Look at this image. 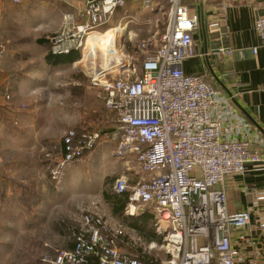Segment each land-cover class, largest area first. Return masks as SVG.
Wrapping results in <instances>:
<instances>
[{
    "label": "built area",
    "instance_id": "1",
    "mask_svg": "<svg viewBox=\"0 0 264 264\" xmlns=\"http://www.w3.org/2000/svg\"><path fill=\"white\" fill-rule=\"evenodd\" d=\"M229 7L222 2L215 10L225 13ZM128 9L166 10L167 28L159 42L139 45L141 61L122 54L121 62L92 71L91 86L113 115L114 129L82 136L68 132L50 176L60 184L70 164L110 139L115 157L135 160L134 167L124 163L114 192L128 195L127 215L150 212L165 241V257L149 263L124 255L108 236V224L88 213L73 248L51 264H264V192L245 185L242 192L253 206L231 212L223 188L228 177H243L249 165L263 167L264 152L243 138L248 126L221 92L202 75L184 71L185 62L198 57L196 0H85L84 12L64 15L61 32L48 38L51 53L82 54L90 34L111 25L120 11L123 22L134 18ZM218 30L216 22L209 26L210 33ZM256 30L264 47V15ZM5 50L0 44V60ZM220 53L230 54L223 47Z\"/></svg>",
    "mask_w": 264,
    "mask_h": 264
},
{
    "label": "rangeland",
    "instance_id": "2",
    "mask_svg": "<svg viewBox=\"0 0 264 264\" xmlns=\"http://www.w3.org/2000/svg\"><path fill=\"white\" fill-rule=\"evenodd\" d=\"M29 1L19 5L21 1L9 0V6L5 0L0 19V44L6 48L0 60V264H51L75 245L88 213L108 224V236L124 255L165 257V241L156 233L149 211L134 217L127 215V206L117 211L114 183L125 170L124 163L134 167L135 160L115 157L116 144L110 139L70 164L60 184L52 181L50 172L68 132L104 134L115 124L101 93L90 83L92 71L102 67L99 57L92 55L77 66L48 65L45 56L50 48L35 44V38L46 40L60 33L63 18L57 24L42 20L36 26L38 21L30 20L34 8ZM127 16L134 18L123 22L120 11L100 31L127 27L118 40L121 54L141 61L139 45L160 41L168 25L167 12L128 9ZM42 28L48 32L36 35ZM150 49L155 50V44ZM130 175L134 177V172Z\"/></svg>",
    "mask_w": 264,
    "mask_h": 264
},
{
    "label": "crops",
    "instance_id": "3",
    "mask_svg": "<svg viewBox=\"0 0 264 264\" xmlns=\"http://www.w3.org/2000/svg\"><path fill=\"white\" fill-rule=\"evenodd\" d=\"M20 1L19 5L26 4V0ZM222 2L230 4L225 13L215 10ZM28 4L33 5L30 20L34 18V24L38 21L36 26L42 24V20H50L49 26L57 24L64 15L79 16L85 9V0H30ZM5 6V0H0V19L5 15ZM196 11L201 21V28L195 34L198 57L185 62L184 71L202 75L221 92L228 106L248 126L243 138L264 152V47L256 30L257 20L264 15V0H196ZM213 22L218 24L219 30L210 33L209 26ZM43 31L44 28L38 30L36 35L48 32ZM2 33L3 29H0V36ZM41 40L43 38H35V44L49 46ZM221 47L230 54L215 53ZM257 48L255 54L254 49ZM222 110L225 107L220 108V113ZM245 185H255L264 192V166L249 165L243 177L226 179L223 188L228 194L231 212L253 206L252 198L242 192ZM255 217L258 214H254Z\"/></svg>",
    "mask_w": 264,
    "mask_h": 264
},
{
    "label": "bare ground",
    "instance_id": "4",
    "mask_svg": "<svg viewBox=\"0 0 264 264\" xmlns=\"http://www.w3.org/2000/svg\"><path fill=\"white\" fill-rule=\"evenodd\" d=\"M127 27L112 28V30L102 33L100 30L93 31L87 41L86 47L82 52V60H79L75 66L86 61H90L93 56H98L101 61V66L104 68L112 67L115 63L122 61L121 46L118 45V40L127 31ZM102 49L103 52H99ZM101 50V51H102ZM135 214V213H134Z\"/></svg>",
    "mask_w": 264,
    "mask_h": 264
},
{
    "label": "trees",
    "instance_id": "5",
    "mask_svg": "<svg viewBox=\"0 0 264 264\" xmlns=\"http://www.w3.org/2000/svg\"><path fill=\"white\" fill-rule=\"evenodd\" d=\"M40 42L41 43H49V41L47 39L41 40ZM80 54H81L80 52L75 51V52H72L71 54H68V55H53L50 51L48 53V55H46V63L50 66L74 64V63L79 61ZM114 200L116 201L118 212L123 211V209L127 206L126 204H128V202H129L127 194H125V195H117L116 194V197H114ZM146 219H147V217H146ZM144 220H145V218H144ZM142 258H141L142 260L147 261L149 263L154 261V259H146L145 257H142Z\"/></svg>",
    "mask_w": 264,
    "mask_h": 264
},
{
    "label": "water",
    "instance_id": "6",
    "mask_svg": "<svg viewBox=\"0 0 264 264\" xmlns=\"http://www.w3.org/2000/svg\"><path fill=\"white\" fill-rule=\"evenodd\" d=\"M215 53H218V50H216Z\"/></svg>",
    "mask_w": 264,
    "mask_h": 264
}]
</instances>
